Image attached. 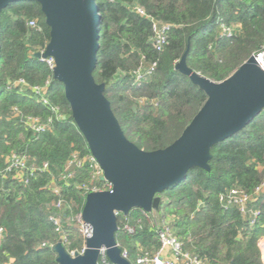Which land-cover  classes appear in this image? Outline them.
<instances>
[{
    "label": "trees",
    "instance_id": "16d2710c",
    "mask_svg": "<svg viewBox=\"0 0 264 264\" xmlns=\"http://www.w3.org/2000/svg\"><path fill=\"white\" fill-rule=\"evenodd\" d=\"M95 1L101 20L93 77L106 85L104 95L126 138L145 152L176 142L208 99L176 70L187 51V66L216 83L264 52V0ZM135 7L172 26L162 52L150 42V20ZM32 21L37 28L29 26ZM0 24V167L11 154L49 165V171L28 186L0 178V228L5 230L0 262L58 264L53 248L61 237L50 217L63 221L67 252H80L83 235L70 223L81 218L87 196L82 187L103 190L105 183L92 179L94 167L89 164L72 165L67 172L75 157L83 161L92 155L72 118L64 85L47 63L34 58L50 41L40 4H10L0 14ZM223 26L232 29L231 37L223 35ZM142 62H156L158 67L147 80L135 83L133 73ZM20 81L27 87L17 85ZM36 87L45 90L48 106L33 91ZM29 117L52 120L51 129L33 132L25 125ZM211 155L210 171L193 168L183 181L158 195L156 213L170 224L183 250L205 263L264 264L259 247L264 239V195L253 205L260 212L253 226L249 217L220 201L234 189L251 196L264 182V109L243 130L213 146ZM69 172L72 177L65 183L62 178ZM54 186L61 187L66 202L61 211L54 207L59 199ZM117 225L116 242L131 264L144 252L159 250L157 228L142 210L118 214Z\"/></svg>",
    "mask_w": 264,
    "mask_h": 264
},
{
    "label": "water",
    "instance_id": "95a60500",
    "mask_svg": "<svg viewBox=\"0 0 264 264\" xmlns=\"http://www.w3.org/2000/svg\"><path fill=\"white\" fill-rule=\"evenodd\" d=\"M22 1L41 6L50 41L34 58L55 60L53 76L64 85L72 118L103 171L101 180L111 185L110 190L86 196L81 218L91 227L92 237L84 254L72 257L58 243L53 248L57 262L99 264L105 249L111 264H131L116 242L117 215L128 216L133 209L158 212L159 194L183 181L193 168L210 171L212 147L243 130L264 109V54L251 56L228 79L216 83L187 66V51L176 70L208 99L176 142L164 150L145 152L126 138L104 95L106 85L93 77L100 48L96 1L0 0V14Z\"/></svg>",
    "mask_w": 264,
    "mask_h": 264
},
{
    "label": "built area",
    "instance_id": "2783aa9c",
    "mask_svg": "<svg viewBox=\"0 0 264 264\" xmlns=\"http://www.w3.org/2000/svg\"><path fill=\"white\" fill-rule=\"evenodd\" d=\"M137 14L142 17H146L150 20L152 25V37L150 42L153 48L157 52H162L164 50L165 45L167 44L168 35L172 30V26L169 24L161 23L156 21L154 18L147 15L145 10L141 7H135L133 9ZM29 26L32 28H37V24L32 21L29 23ZM223 35L231 37L232 29L222 27ZM264 54H260L261 56ZM42 62L47 63L50 69L53 71L55 68V60L53 58L41 59ZM158 67L156 62L145 66L144 62H142L139 68L133 73L135 83H141L144 80H147L151 77ZM17 85H23V87H27L24 81H20ZM33 91L35 94L42 100L43 106H48V101L45 98V90L42 88H34ZM61 118V116H59ZM65 119V118H61ZM25 125L29 127L35 133H44L51 129L52 120H48L47 122L41 121L39 118L29 117L25 120ZM89 164L94 167V174L92 179L100 181L103 177V171L99 167L95 158L89 157L83 161H80L75 157L69 164L67 168V172L70 170L72 165H76L78 167H82V165ZM49 171L48 163L38 164L35 159H30L27 156H20L17 154H11L10 156L5 158V166L0 167V178L2 180H14L23 186H28L33 179H35L38 175L47 173ZM72 177V174L69 172L67 175L63 176V181L67 183V181ZM105 183V188L103 190H99L96 187L92 189L84 186L87 195L93 192L107 191L111 189V185L107 181H103ZM54 194L59 198L55 203L54 207L61 211L65 206L66 202L61 198V187L54 186L53 187ZM264 195V182L261 183L256 189L253 195H248L243 191L238 189L231 190L227 195H222L220 198L221 203L226 206V208L234 207L236 208L244 217H249L251 219V226L255 225L257 218L260 215V212L255 210L253 205L256 203L261 196ZM145 213V212H144ZM147 217H150L151 214H147ZM50 221L54 226L55 232L60 235L61 243H67V237L63 232V221L60 216H52L50 217ZM73 227H76L84 238V245L80 252H68L72 257L75 254L83 255L86 250V241L87 239L92 237V229L86 224L82 218L79 220L70 223ZM157 234L160 241V248L154 254H150L148 252H144L137 259V264H208L200 260L197 256L192 255L183 250V246L181 241L176 237L173 233L170 224L167 221H164L162 225L156 226ZM129 233H132V229L127 228ZM5 234V230L0 228V240ZM264 245V240L261 239L259 241V247L262 252V260L264 263V249L262 247ZM42 247H46L43 244ZM123 257L127 259V253H123ZM107 256L106 250H101L100 261L104 264H107ZM109 261V260H108ZM0 264H2L0 262ZM5 264H13V260L9 263Z\"/></svg>",
    "mask_w": 264,
    "mask_h": 264
},
{
    "label": "rangeland",
    "instance_id": "374dc122",
    "mask_svg": "<svg viewBox=\"0 0 264 264\" xmlns=\"http://www.w3.org/2000/svg\"><path fill=\"white\" fill-rule=\"evenodd\" d=\"M149 220L153 226L162 225L165 221L164 217L159 216L156 212L151 213Z\"/></svg>",
    "mask_w": 264,
    "mask_h": 264
},
{
    "label": "bare ground",
    "instance_id": "6f19581e",
    "mask_svg": "<svg viewBox=\"0 0 264 264\" xmlns=\"http://www.w3.org/2000/svg\"><path fill=\"white\" fill-rule=\"evenodd\" d=\"M260 57H262V56L260 55ZM262 247H263V249H264V245H262Z\"/></svg>",
    "mask_w": 264,
    "mask_h": 264
},
{
    "label": "crops",
    "instance_id": "0c3cea01",
    "mask_svg": "<svg viewBox=\"0 0 264 264\" xmlns=\"http://www.w3.org/2000/svg\"><path fill=\"white\" fill-rule=\"evenodd\" d=\"M264 240V239H263Z\"/></svg>",
    "mask_w": 264,
    "mask_h": 264
}]
</instances>
